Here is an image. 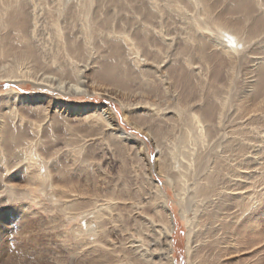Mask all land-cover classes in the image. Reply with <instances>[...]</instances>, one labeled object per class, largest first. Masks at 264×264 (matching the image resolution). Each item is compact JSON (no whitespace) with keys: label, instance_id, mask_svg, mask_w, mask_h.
<instances>
[{"label":"bare ground","instance_id":"1","mask_svg":"<svg viewBox=\"0 0 264 264\" xmlns=\"http://www.w3.org/2000/svg\"><path fill=\"white\" fill-rule=\"evenodd\" d=\"M100 1L0 0V56L13 58L9 65L6 64L0 68V79L46 82L58 89L82 93L81 84L84 81L79 80L71 84L68 77L66 78L67 73L62 77L55 76L57 74L51 76L52 71L50 69L49 74L50 67L48 68L45 64L54 63L61 66L60 62H63L61 58H65V61L71 62L74 74L84 72L91 67L90 64L98 63V59H95L99 52L95 44L97 37L127 36L136 49V56L141 53L144 65L155 66L157 70H151L148 67L139 68L138 59L129 60L127 56L121 57L122 47L115 39L116 42L112 45L114 54L116 55L117 52L118 56L115 57L114 62L104 60L97 64L101 75L99 77L121 89H126L124 91L130 94L153 98L154 102L148 105V109L153 114H145L148 116L146 120L149 121V128L146 131L150 133L149 130H152L150 135L158 150L156 158L159 172L172 184L176 199H178L176 203L180 206V214L187 223L186 264L209 262L214 253H221V248H227V245H230L228 239L231 236L227 235L226 227L234 225L231 230L239 232L240 224H244L242 219L252 217L260 205V198L264 192L260 191L259 194L254 190L255 184L251 183L254 175L251 164L255 160L253 151L257 146L256 140L253 141L252 137L244 136L247 130H250L245 125L231 123L232 121L226 122V118L236 109L230 105L232 98H223L213 89L207 90L205 94L206 91L198 90L205 83L188 80H192V75H197L199 80H202L208 76L210 69H213V74L218 76L223 66L233 71L238 62L252 57L251 66H255L254 70H258V75L251 81L247 95L250 92L254 93L260 87L259 83L264 80V0H168L165 4L168 7L165 9L160 4V0H133L134 2L123 0L132 3L136 12L141 14L140 22L131 21L129 26L139 27L138 32L115 30L108 31L107 34L98 32V29L100 26L105 27L110 24L113 16H107V14L101 16L100 12L93 7ZM188 7L194 9L190 15ZM173 12L179 18L176 23L185 24V21L192 20V31L187 34L188 30H184L185 40L182 45L174 36L168 35L165 27L168 17H171ZM198 15L203 16L198 18ZM79 23L80 31L78 30ZM43 29L51 32L50 41L44 39ZM12 42L19 46L14 48ZM160 43L169 47L165 48L164 52L161 51L159 55L154 54L156 51L152 53L150 47L158 46ZM158 48L161 49L160 46ZM170 48L173 49V54L170 53ZM178 50L185 52L184 57L186 55V58H183V62L176 58L180 55ZM196 53L200 57L192 56ZM101 57L104 56L101 55ZM131 65H137V68ZM65 66H63L64 71L67 67ZM177 70L180 71L176 73ZM167 71L170 74L164 75ZM232 80L231 73L230 86H232ZM186 83L189 86L186 88L187 92H184L182 86ZM131 84L133 88L135 87L134 90H131L129 86ZM24 98L18 96L17 92L11 94L9 92L0 97L1 174L2 170L10 171L12 169L10 167L21 166V163L22 169L25 168L26 171L39 166V171L34 170L33 175L28 177L35 178L37 185H42L41 181L46 182L50 178L47 169L48 156L54 151L44 149L47 147L39 137L40 125L32 128L33 136L19 126L17 127L16 119L24 115L22 108L25 107L27 101ZM257 98L259 100L254 102L256 107H264V91ZM35 100L40 99L35 98ZM158 101H168L169 104L162 109V107L159 108ZM166 113H171V115L166 117ZM102 116L104 118L108 116L107 109L104 110ZM118 131L120 137L131 136L123 129ZM239 146L243 147L241 159L238 154ZM217 160L223 165L219 163L216 166ZM6 165L9 168H6ZM9 176L12 180H17L15 175L10 174ZM258 176L261 180L264 178V172L259 171ZM2 178L0 191L6 192V197L19 195L21 192L24 195L22 188ZM148 179H151L150 182L153 185L151 192L153 195L149 200L150 207L153 211H158L163 215L164 222L161 221V225L157 226L154 224V219H151L152 222L141 219V225L147 230L148 235H152L150 236L153 240L151 244L159 247V252L156 254L158 263L162 259L161 264H174L172 232L175 226L172 212L167 205V196L161 186L156 181H152V177L149 176ZM262 180L261 183H264V179ZM62 187L65 189L68 186ZM110 195L107 199L114 200L115 197ZM95 203L80 201L76 204L72 202L63 204V208L65 210L68 208L70 211L76 206L82 211H93L96 218L100 215L96 212V208L101 211L102 206ZM145 203L139 202L138 205L133 203L129 206L141 214L144 212L141 210ZM92 207L93 209L88 211ZM111 207V204H108L105 209ZM88 216L92 215L88 214ZM203 217H206L207 223L202 221ZM84 222L85 226H88L86 227L87 235L92 236L96 243H101L102 248H109V245L102 239L103 234L98 231L99 224L88 225L86 221ZM245 225L247 227V224ZM150 227H152L151 230ZM143 232L147 233L144 230ZM206 235L213 237L209 243L205 239ZM231 250L234 251V249ZM118 251L122 252L121 247ZM136 255L138 259L139 256L149 259L143 252H138ZM124 261V257L117 256L115 259H108L107 262L99 261L97 264H123ZM93 262L90 260L87 263L94 264ZM75 263L82 264L77 260ZM2 264L15 263L12 257L8 256V260Z\"/></svg>","mask_w":264,"mask_h":264},{"label":"rangeland","instance_id":"2","mask_svg":"<svg viewBox=\"0 0 264 264\" xmlns=\"http://www.w3.org/2000/svg\"><path fill=\"white\" fill-rule=\"evenodd\" d=\"M159 2L164 9L168 7L165 5L168 0H160ZM93 7L100 12L101 16L106 14L107 16H113V21L105 27L100 26L98 32H106V34L108 31L115 30L138 32L139 27H129L131 21L139 23L141 20V14L136 12V8L132 3L123 0H102L94 4ZM188 8V14L190 15L194 12V9L192 7ZM170 16L172 19L168 17V21L166 20L165 23L168 35L170 37L174 36L182 45L185 40L184 30H188L187 34L192 31V20L187 19L188 21H185V24L176 23L179 18L175 15V12ZM202 16L198 15V18ZM79 27L80 23L78 24V30L80 31ZM43 30L44 39L50 41L49 34L51 32L48 29ZM96 39L95 44L99 52L95 59H98V63L104 60L114 62L118 53L114 54L112 43L116 42V39L120 43L119 46L122 47L120 49L121 57L127 56L129 60L138 59L139 68L148 67L151 70H157L155 66L144 65L141 53L136 56V49L127 36L122 35L112 38L99 36ZM12 46L16 48L19 45L12 42ZM158 46H151V52L156 51L154 54L159 55V53L166 50L165 48L169 47L162 43ZM169 50L170 53H174L173 49L170 48ZM178 52L180 55L176 58L183 62V58H186V55L184 57L185 52L182 53L180 50ZM101 55L104 57H101ZM192 56L200 57L197 53ZM251 58L242 60L241 63L238 62L233 71L223 66L218 76H215L213 69H210L208 76L204 79L199 80V76L197 77L194 73L196 76L192 75V80L188 81L196 83L198 80V82L205 83L198 88L199 91H206L205 94H207V90L213 89V91L219 92L223 98H232L230 105L234 109L238 108V111L236 112L235 109L236 113L233 112L232 115H229L226 122L232 121L231 123L245 125L250 130H247V133L243 132L246 134L244 136L252 137L251 140L257 142V146L253 151L255 160L251 164L254 173L251 183L255 184L254 190L260 194V191L264 192V183H261L264 178L261 180L258 178L259 171L264 172V107L257 105V108L254 102L259 100L257 97L264 91V80L259 83L260 87L254 93L250 92L247 95L251 87V81L258 75V70H254L255 66H251ZM12 59L11 56H0V68L6 64L9 65ZM64 59L61 58V61H63L60 62L61 66L45 62L47 63L45 65L48 68L50 67L48 73L51 69L52 72L49 73L51 76L57 74L55 76L62 77L68 74L66 78L68 77L71 84H75L79 80L84 81L81 84L84 93H72L66 89H58L46 82L35 83L10 78L9 80L7 78L0 79V97L7 95L9 92L10 94L17 92L18 96L25 97L24 99L27 100L25 107L22 108L24 110L23 117L16 119L17 127L19 126L21 129L26 130L30 136H33L32 128L40 125L41 136L39 135V137L47 147L44 149L54 151L48 156L47 169L50 178L46 182L41 181L42 185H37L35 178L28 177L33 175L34 170L39 171V166L28 169L29 172H27L25 168L22 169L21 163V166L10 167L12 168L10 171L4 172L2 170V174L0 168V183L3 177L6 182H10L24 190V195L21 192L19 195L10 196V199L6 197V192L0 191V264L5 260L7 261L8 256L12 257L15 264H76V260L82 264H88V261L93 260V263L97 264L99 261L104 260L107 262L108 259H115L117 256L124 257V263L126 264L158 263L156 254L159 252V247L151 244L153 241L152 235L150 233L148 235L147 230L143 229L141 225V219L149 220V222L154 219V224L157 226L161 225V221L164 222L163 215L158 211L156 213L150 207L149 200L153 195L151 193L153 185L150 182L151 179H148L149 176L165 192L167 205L172 212L175 226L172 232L173 263L186 264L187 223L180 214V206L176 203L178 199H176L172 184L159 172L156 158L158 150L150 135L152 130H149L150 133L146 131L149 128V121L146 120L148 116L145 114H153L148 109V105L154 102L153 98L151 96L139 97V95L130 94L124 91L126 89H121L110 81L99 77L101 75L97 69L98 63L90 64L89 69L74 74L71 69V62ZM63 66L66 67L65 71ZM131 67L137 68V65H131ZM179 71L177 70L176 73ZM231 73L233 76L232 86L229 85ZM169 74L170 72L167 71L164 75ZM129 86L131 90H134L135 87L133 88L132 84ZM188 86L186 83L185 86H182V90L187 92L186 88ZM35 98L40 100L36 101ZM157 104L159 108L164 109L169 102L158 101ZM105 109H107L108 118L102 116ZM170 115L171 113H166V117ZM120 129L130 133L131 136L128 138L120 137L118 131ZM242 151L243 147L239 146L240 159L242 158ZM44 157L47 158V156ZM217 162L216 166L221 163L218 160ZM221 164L223 165V163ZM6 168L9 167L6 165ZM41 172H43V169ZM10 174L15 175L17 180L9 178ZM255 175L257 176L255 177ZM62 186L68 187L64 189ZM110 193L112 194L110 195ZM109 195L115 197V199L108 200L107 196ZM80 201L96 202L95 204L101 205V211L96 208V212L100 214L99 217L95 218L93 211H82L76 206L70 211L68 208L66 210L63 208V204L72 202L77 204ZM139 202H146L145 206L142 205L141 212L143 210L144 212L141 214L137 213L132 206H129L133 203L138 205ZM108 204H111L112 207L105 209ZM92 209L93 207L88 211ZM88 214L92 216H88ZM249 218L242 219L244 224H240L239 232L231 230L234 225L226 227L227 235L231 236L228 239L230 244L227 245L228 249L221 248V253H214L215 257L212 256L211 261H205L204 264H264V195L260 198V205L252 214V217ZM84 221L88 225L92 223L99 224L98 231L103 234L102 239L109 245V248L106 247L108 249L102 248L101 243H96L92 236L87 235L86 227L88 226H85ZM202 221L207 223L206 217H203ZM248 221L249 223H246ZM245 224H247V227H245ZM151 228L149 229L151 230ZM143 230L147 233L144 234ZM207 236L209 235H206L205 239L209 243L213 237ZM120 247L122 249L121 253L118 251ZM231 249H234V251ZM138 252L145 253V257L149 259L140 256L138 259L136 257ZM2 256L3 258H1ZM148 260L150 261L148 262ZM161 260L158 264L163 263Z\"/></svg>","mask_w":264,"mask_h":264}]
</instances>
